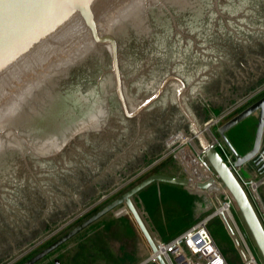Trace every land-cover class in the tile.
I'll use <instances>...</instances> for the list:
<instances>
[{
	"label": "water",
	"instance_id": "water-1",
	"mask_svg": "<svg viewBox=\"0 0 264 264\" xmlns=\"http://www.w3.org/2000/svg\"><path fill=\"white\" fill-rule=\"evenodd\" d=\"M263 82L264 0H0V264L187 134L264 261V228L201 132L211 117L195 96L218 114ZM257 113L252 148L239 155L226 133ZM263 126L264 96L219 129L235 168L264 173ZM153 182L188 187L150 174L19 264L123 205L154 252L133 204Z\"/></svg>",
	"mask_w": 264,
	"mask_h": 264
},
{
	"label": "built area",
	"instance_id": "built-area-1",
	"mask_svg": "<svg viewBox=\"0 0 264 264\" xmlns=\"http://www.w3.org/2000/svg\"><path fill=\"white\" fill-rule=\"evenodd\" d=\"M232 112L233 111L230 110L227 112L218 113L216 115L213 114L211 118L202 124L200 129L206 137L209 146L220 154L226 165L230 168L245 190L264 228V201L261 196V189L264 187V173L246 179L242 178L239 175L240 168L234 167V155L225 145L219 135V129L225 122L228 121V118ZM171 156L177 160L184 175V179L188 182V187L186 188L189 191L196 195L202 193L208 195L210 198L213 197L214 199L218 200L220 204L216 201L217 207L219 206V208H215V211L211 216L207 217L202 222L189 229L183 235L171 241H163L151 234L155 251L150 252L148 260L150 262L156 263V258L160 256L165 264H230L219 250L207 228L210 220L215 217H220L224 225L230 231V237L233 245L240 253V264H260L259 260L255 257L250 249L246 235L236 222L234 212L237 210L235 208L233 199L228 193L224 191L218 195L221 197L220 199H218L216 196L209 195L210 193L207 191V188L214 185H220V179L209 165L205 157V152L196 143L191 134H187L182 137L180 140L165 149L162 155L156 158L152 163L142 167L131 177L126 178L120 184L112 187L107 192L102 194L93 206H102L106 201L112 199L122 190H125L126 188L128 189L130 185L148 173L151 169L156 167V165L162 160H165ZM204 186L207 188H201ZM133 204L135 205L134 200ZM223 206H226L229 212L224 210L219 211V209H222ZM121 209H124L127 214H130L128 208L125 205L121 206ZM88 212L89 210L81 212L78 216L74 217L72 220L63 225L60 230L70 226L74 221L83 217ZM227 213L231 215L230 218L228 217ZM34 245L37 246V242L34 243ZM23 256H19L17 259L22 258Z\"/></svg>",
	"mask_w": 264,
	"mask_h": 264
},
{
	"label": "rangeland",
	"instance_id": "rangeland-1",
	"mask_svg": "<svg viewBox=\"0 0 264 264\" xmlns=\"http://www.w3.org/2000/svg\"><path fill=\"white\" fill-rule=\"evenodd\" d=\"M195 96L199 100L201 105L204 107V109L207 111L210 117L213 114H215L213 109L210 107V105L207 103V101L200 92L195 94ZM262 96H264V82L258 85L257 87H255L253 90H251L244 96H242L241 98H239L237 101H235L234 103H232L231 105H229L219 113L232 110L233 112L229 116L228 118L229 120L232 117H234L236 114L243 111L247 106L260 99ZM250 117H248L243 122H241L244 124L242 127H240V130L247 128L246 125H249L248 119ZM237 142L240 144H245L247 142L246 137L244 136L242 131L240 132L239 137L237 138ZM135 173L136 172L131 173L128 176L131 177ZM239 175L244 179L248 178L246 172L241 169L239 170ZM117 184H115L113 187H115ZM198 195H200L201 207L203 210L202 217L211 216L214 213L215 208H217V202H216L217 200H215L213 197L210 198L208 195L202 193ZM100 196H98L96 199H94L86 206L78 210L76 213L71 215L63 222H61L59 225H57L56 227H54L53 229H51L50 231L46 232L38 239L33 241L32 245L37 242V246L33 247V249L30 252H28L27 254L24 253L25 251L28 250V246L30 245L29 244L28 246L23 248L21 251L13 255L11 258L6 260L2 264H19L26 258L40 251L46 245L52 243L60 236L64 235L66 232H68V230L75 227L76 225H78L83 220H85L90 215H92L93 213H95L100 209L99 206L98 207L93 206L98 201ZM164 198H165L164 195H159L156 197L158 201ZM220 198L221 197L218 196V199ZM156 209L158 211H161L166 209V207H162L159 205L156 207ZM170 209L173 210V207H171ZM86 210H89V212L86 213L83 217L74 221L70 226H67L65 229L60 230L63 227V225H65L67 222H69L74 217L78 216L81 212H84ZM138 210L139 213L143 215V213L141 212L142 209L139 208ZM125 213H126L125 210L124 209L122 210L121 207L115 209L113 212L106 215L98 222H96L95 224H93L92 226H90L80 234H78L75 238L68 241L57 251H55L51 255H48L37 264H135L138 258V256H136L137 255L136 251H138V249L142 247L143 245L142 242L144 240L139 230L137 229L131 215ZM234 216L238 226L246 235L247 242L250 246L251 251L253 252L255 257L259 260V263L264 264V261L252 237L250 236L238 210L234 212ZM143 217L145 218L144 215ZM145 224L148 225L149 229L152 231L153 228L151 224L148 223L147 221L145 222ZM207 228L211 236L213 237L216 245L218 246L219 250L222 252L223 256L225 257V259L230 264H240V253L236 250L235 246L233 245L230 237V231L224 225L221 218L215 217L212 220H210ZM155 234L156 233H154V235ZM155 237L159 238V236H155ZM19 256H23V257L17 259ZM147 261L148 263L146 264H156L155 262H150L148 258ZM9 262H13V263H9Z\"/></svg>",
	"mask_w": 264,
	"mask_h": 264
},
{
	"label": "crops",
	"instance_id": "crops-1",
	"mask_svg": "<svg viewBox=\"0 0 264 264\" xmlns=\"http://www.w3.org/2000/svg\"><path fill=\"white\" fill-rule=\"evenodd\" d=\"M248 120H249V125H246L247 128L244 129L241 128L243 130H240V127H242L244 124L241 123L226 133L229 142L231 143V145L239 155H244L252 148L253 140L255 136L256 124L258 120V113L252 115ZM202 124L200 125V128ZM241 131L243 132L247 140L245 144H240L237 142V138L239 137ZM262 143L264 144V126H263V134H262ZM162 153L163 151L154 158H152L150 161L145 163L144 166L152 163L154 159L161 156ZM140 168H138L134 172L138 171ZM240 169L246 172L248 178L262 174L259 173L257 171V168L251 163L245 164ZM149 172L146 173L144 176L140 177L136 182L133 183V185L145 179L150 174H154V173L166 177L184 179V175L181 171V168L177 160L172 156L165 160H162L160 163L156 165V167L151 169ZM133 185H130L129 188ZM126 190L127 188L116 194L113 198L114 199L117 198L118 196L123 194ZM209 193H210L209 195L218 197V195L221 192L220 193L209 192ZM159 195H164L165 198L158 201L156 197ZM261 196L264 201V187H262L261 189ZM112 200L113 199H109L108 201L105 202V204H103L99 208L103 207ZM217 202L220 204L218 200ZM134 203L138 207V209L139 208L142 209L141 212L143 213L145 218L143 217L142 214L140 215L143 218L144 222L147 221L148 223L151 224L153 228V229L151 228L152 231L149 229L151 231V234L154 235V233H156L154 236H159V238L163 241H171L183 235L189 229L196 226L197 224H199L200 222H202L204 219L207 218V217H202L203 210L201 207L200 195L198 194L196 195L193 192L189 191L186 187L179 185L163 183V182H153L147 187H145L141 192H139L136 197H134ZM159 205L162 207H166V209L158 211L156 207ZM171 207H173V210L170 209ZM217 208H219V206ZM226 211L229 212L227 209ZM142 244H143L142 247L139 248L138 251H136L137 252L136 256H138V258L135 264H142L145 261H147V258L149 257V254L151 252V249L149 248V246L145 241H143Z\"/></svg>",
	"mask_w": 264,
	"mask_h": 264
},
{
	"label": "bare ground",
	"instance_id": "bare-ground-1",
	"mask_svg": "<svg viewBox=\"0 0 264 264\" xmlns=\"http://www.w3.org/2000/svg\"><path fill=\"white\" fill-rule=\"evenodd\" d=\"M207 191L208 192H214V193H220V192H223L224 191V192H227L229 194V196L232 198V195L230 194V192L226 188L223 187V184H222L221 180H220V185L210 186V187L207 188ZM226 209H227V207L226 206H223L222 209L221 208L219 209V211H222V210L226 211ZM227 215L229 217H231L230 214L227 213Z\"/></svg>",
	"mask_w": 264,
	"mask_h": 264
},
{
	"label": "snow or ice",
	"instance_id": "snow-or-ice-1",
	"mask_svg": "<svg viewBox=\"0 0 264 264\" xmlns=\"http://www.w3.org/2000/svg\"><path fill=\"white\" fill-rule=\"evenodd\" d=\"M70 2H73V0H70Z\"/></svg>",
	"mask_w": 264,
	"mask_h": 264
}]
</instances>
